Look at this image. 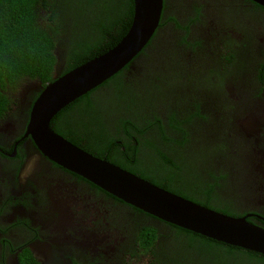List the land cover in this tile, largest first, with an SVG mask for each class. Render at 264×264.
<instances>
[{
  "label": "flooded vegetation",
  "instance_id": "af4514ba",
  "mask_svg": "<svg viewBox=\"0 0 264 264\" xmlns=\"http://www.w3.org/2000/svg\"><path fill=\"white\" fill-rule=\"evenodd\" d=\"M47 1L46 7L38 4L35 14L41 28L54 29L52 77L69 72L72 65L88 59L90 51L104 50L112 35L115 38L121 31L120 23L93 29L89 11L106 0ZM177 3L185 8L176 10ZM69 4L94 6L69 18L64 16ZM256 5L250 0H165L161 25L147 49L118 77L94 90L88 100L91 105L64 109L58 129L53 130L98 158L115 164L119 158L140 161L162 177L173 176L179 182L174 184L176 189L197 204L264 228V113L255 132L241 128L251 121L255 108L264 111V8ZM49 18L57 25L49 24ZM172 60L197 65L205 76L213 74L210 80H216V74L223 76L226 101L235 107L218 110L204 102L197 108V149L191 142L186 145L197 150V162L189 161L199 167L197 181L168 167V161L176 158L166 146L160 145L167 154L164 167L143 158L160 143L159 127L151 128L149 121L157 114L167 123L169 112L162 104L170 112L176 110L180 122L188 112L182 104H169L175 99L158 94L153 86L160 80L142 73L146 61L174 65ZM118 79L132 81L136 94L150 96L152 102L145 98L143 106L137 105L140 101L122 90L126 85L119 88ZM19 83L21 90L5 92L17 107L12 115H0V264H192L171 247L173 242L189 245L192 251L184 254L192 259L196 249L228 250L215 242L191 244L184 238L186 233L48 159L27 135L32 107L47 82L24 78ZM118 89L124 92V100L114 94ZM201 96L198 91L197 98ZM171 139L170 145L177 136L172 134ZM149 229L155 230V241ZM244 257L240 264H256Z\"/></svg>",
  "mask_w": 264,
  "mask_h": 264
},
{
  "label": "trees",
  "instance_id": "16d2710c",
  "mask_svg": "<svg viewBox=\"0 0 264 264\" xmlns=\"http://www.w3.org/2000/svg\"><path fill=\"white\" fill-rule=\"evenodd\" d=\"M40 2L43 4V6H48L47 0H0V115H3L5 112H7V114L9 115H12V111H14L15 107H17L16 102H14L13 100L10 101L8 99V95H5V92L8 90V88H11L13 91L17 92V89H20L19 82L24 78L32 80L38 79L44 83H49L53 80L51 73L56 62V56L54 54L55 34L53 32L54 29L52 28V26L41 28L38 24L35 12L36 7ZM105 2L108 4L104 3L96 5L97 8H95L94 11H89V13L92 14V19L94 20L95 24L93 29L94 31H96V28L100 26V28L103 27L105 28L104 30H106V28L109 27V24L107 23H111L112 26L116 23H120L121 31L119 35L115 36V38L112 35L110 42L108 41V43H106L107 47L104 48V50H99L98 52L90 51V54H88V59L82 60V63L80 64L72 65L70 70L113 48L128 32L127 27L129 29L132 24L134 10L131 0H106ZM88 5L69 4L67 5V11H65L66 13L64 14V16L71 18V16H74L81 11L87 10L89 6H94ZM184 8V5H181V3H177L176 10H183ZM48 23L53 26L57 25L56 21L50 18L48 19ZM87 32H89V30H87ZM145 55L148 57V54ZM146 62L143 67L142 73L146 74L145 78L154 77L156 81L160 80L159 83H155V85L153 86L158 94L161 96H166L167 98H170L172 100L175 99V101H170L169 104H174L176 106L178 104H182V109L188 112L185 115V119L180 118L183 120L182 122H180L175 118L177 116V111L173 109L172 112H170L171 108L168 109L166 104H162V107L166 108L164 109V112H169L165 113L167 123H164L162 120H160L157 114H153L152 120L150 119L149 121V126H151V128L159 127L158 139L160 143L157 145H153L148 150L149 152L153 151V153H145L143 158L149 160V162H153V164H159L160 166L164 167L165 163L162 162L164 160H167V154L163 151L160 145L166 146L170 151L173 152L171 153L172 157L176 158V160H172L170 162L168 161V167L171 166L177 169V171L184 173V175L194 178L197 181V173L199 172V170L193 167L189 162H197V150L194 151L192 149H186V145L191 142L190 146L196 145L197 149V108L199 109L201 104H203L204 102H211L215 104L218 110L221 108L224 110L235 108L228 101H226L225 97L227 85L224 81V77L214 73L217 76L216 78H214L216 80H210V77L213 78V74L210 73L211 75L209 77L205 76L204 74H202V71H197V65L179 64L180 62L174 61V65H154L155 63H152V61ZM157 67L158 69H156ZM220 72L224 71L222 70ZM120 73L116 76L118 77ZM132 83V81H129V83H124L123 80L118 79L119 88L122 85H126L122 88V90L131 92V99L135 100V102L136 100L140 101V103H138L137 105L143 106L145 98L148 103L152 102L153 98H151L150 96H145V98L143 96H138L136 94L137 85L133 86ZM105 84L106 82L103 84V86ZM153 87L151 88L153 89ZM146 88L149 89V87L145 86V89ZM2 90H4V93L2 92ZM198 91L204 94V96H201L199 99L197 98ZM92 93L93 91L89 93V95L81 97L72 105H70L66 110H72L75 106L78 105H82L81 109L84 105H91L92 103L88 100L90 99ZM114 94L121 100H124L123 91L118 89L117 91H114ZM63 114L64 111L58 114L53 119L51 123L53 125V129H58V119ZM149 130L150 128L148 129V131ZM174 130H176L178 134L172 132ZM172 134L174 136H177V141L173 142V144L170 145V142L172 141ZM63 135L61 134V136ZM187 136L189 137V140L186 139ZM115 162L119 167L153 183L154 185H157L171 193L197 203V201L188 198L185 191L176 189L177 187H175L174 184H179V182L175 177L167 174H165L166 177H162L161 174L156 173V170L154 171L151 168L146 169L142 167L140 165L142 164V162L140 161H135L132 163L119 158ZM176 162H179V164ZM183 167L186 170L185 172L183 170ZM139 169H141L142 171H139ZM137 173H140L141 175H138ZM194 197L197 198V195L194 194ZM173 227L178 229L179 232L182 231L180 233H186V236L184 238L187 239L191 244H194L196 240L197 244L202 241H208L210 243H217L218 245L215 243L213 244L218 247L226 246V248H228V250L221 249L220 252H218L219 250L217 252H213L212 250L202 251L200 249H196L194 250L196 258L192 259L184 254L188 250L192 251V248L189 245L185 243L173 242L171 244V247L179 249L181 251L180 254L183 255L188 261H190L189 263L240 264L242 256L245 255L247 258H244L246 260H249L250 262H252V260H255L254 262L256 264H264V255L225 245L210 240L206 237L183 230L176 226ZM148 231L152 232V237L155 241V238L157 237L155 234V230L149 229ZM144 232L141 233V236L143 238ZM154 241H150V243H153ZM238 251L240 252L239 256L235 254Z\"/></svg>",
  "mask_w": 264,
  "mask_h": 264
},
{
  "label": "water",
  "instance_id": "95a60500",
  "mask_svg": "<svg viewBox=\"0 0 264 264\" xmlns=\"http://www.w3.org/2000/svg\"><path fill=\"white\" fill-rule=\"evenodd\" d=\"M133 1L132 26L118 44L63 76L54 75L43 86L31 110L27 135L48 159L134 208L210 240L264 255V228L171 193L93 156L53 130L51 123L61 111L131 66L147 49L161 25L165 0ZM250 1L264 8V0ZM261 113L260 106L254 109L251 121L241 126L243 132H255Z\"/></svg>",
  "mask_w": 264,
  "mask_h": 264
},
{
  "label": "rangeland",
  "instance_id": "374dc122",
  "mask_svg": "<svg viewBox=\"0 0 264 264\" xmlns=\"http://www.w3.org/2000/svg\"><path fill=\"white\" fill-rule=\"evenodd\" d=\"M241 62H242V60L240 61V65H242ZM231 93L233 94V91H231ZM192 166L199 170V167L197 166V163H194Z\"/></svg>",
  "mask_w": 264,
  "mask_h": 264
}]
</instances>
